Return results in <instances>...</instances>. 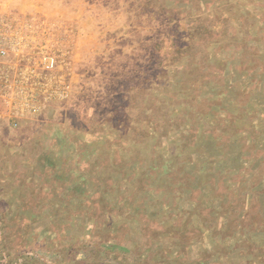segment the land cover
<instances>
[{
  "label": "rangeland",
  "instance_id": "rangeland-1",
  "mask_svg": "<svg viewBox=\"0 0 264 264\" xmlns=\"http://www.w3.org/2000/svg\"><path fill=\"white\" fill-rule=\"evenodd\" d=\"M253 17L264 0H0V264H264Z\"/></svg>",
  "mask_w": 264,
  "mask_h": 264
},
{
  "label": "trees",
  "instance_id": "trees-1",
  "mask_svg": "<svg viewBox=\"0 0 264 264\" xmlns=\"http://www.w3.org/2000/svg\"><path fill=\"white\" fill-rule=\"evenodd\" d=\"M247 33H246V38H247V43L250 47L251 51V57L254 59L255 56H260L259 50L256 51L255 53V47H258V45H261L262 49H264V21H259L256 18H252L247 25ZM263 55V54H262ZM264 57V56H263ZM260 58V57H258ZM251 59V60H252ZM264 60V59H262ZM255 61H259V59H256ZM180 264V263H178Z\"/></svg>",
  "mask_w": 264,
  "mask_h": 264
},
{
  "label": "built area",
  "instance_id": "built-area-1",
  "mask_svg": "<svg viewBox=\"0 0 264 264\" xmlns=\"http://www.w3.org/2000/svg\"><path fill=\"white\" fill-rule=\"evenodd\" d=\"M54 63H55L54 58L51 57V56H46V57H44V58H43V61H42V64L44 65V67H45L46 69H51V68H53Z\"/></svg>",
  "mask_w": 264,
  "mask_h": 264
}]
</instances>
